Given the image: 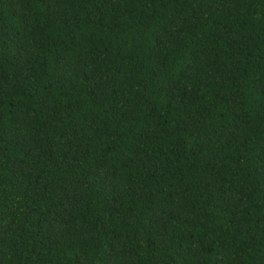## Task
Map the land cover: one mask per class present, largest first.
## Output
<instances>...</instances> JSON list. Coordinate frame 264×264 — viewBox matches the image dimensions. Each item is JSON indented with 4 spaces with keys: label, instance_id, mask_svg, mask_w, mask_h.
<instances>
[{
    "label": "trees",
    "instance_id": "16d2710c",
    "mask_svg": "<svg viewBox=\"0 0 264 264\" xmlns=\"http://www.w3.org/2000/svg\"><path fill=\"white\" fill-rule=\"evenodd\" d=\"M0 264H264V0H0Z\"/></svg>",
    "mask_w": 264,
    "mask_h": 264
}]
</instances>
